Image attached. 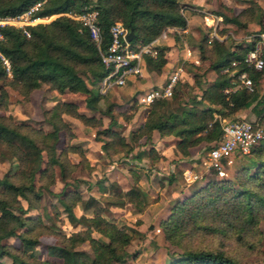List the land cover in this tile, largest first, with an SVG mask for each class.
<instances>
[{"label": "trees", "instance_id": "1", "mask_svg": "<svg viewBox=\"0 0 264 264\" xmlns=\"http://www.w3.org/2000/svg\"><path fill=\"white\" fill-rule=\"evenodd\" d=\"M35 1L0 0V14L18 13ZM88 5L98 10L97 20L102 34L99 44L80 21L65 15H59L46 24L29 25V36L14 25L2 27L0 51L9 61L10 73L0 58V104L6 99V85L28 97L43 82L48 89L59 93H84V105L92 112L87 114L80 110L72 99L57 98L43 110V118L50 125L46 131L24 121H10L0 114V150H9L11 164L16 166L12 172L7 171L0 176V258L9 256L11 264H113L123 261L129 254L126 244L131 234L125 227L97 209L89 215H77L73 211V205L81 199L76 190L61 191L59 199L70 223L81 228L69 234L50 229L56 233L57 241L47 245L46 256L37 262L30 261V253L25 249L39 242L34 230L40 217L28 213V210L38 206L41 187H48L44 181L36 183L35 174L39 173L40 180L46 173L53 175L56 169L61 177L67 176L70 163L67 150L56 152L60 133H71L64 113L80 118L85 124L97 126L102 124V118L94 112L100 111L110 118L107 125L95 129L94 138L100 141L102 150L126 154L133 149L125 135L112 127L118 122L113 114L115 104L108 101L101 107L98 100L105 96L98 85H94L111 69L100 58V51L110 41V24L120 21L127 31L131 28L133 35L128 43L135 49L152 41L163 30L184 28L187 24L181 0H44L40 12L78 11ZM254 11L250 4L238 13L222 14L225 22L251 34L247 41L224 48L217 37H210L207 33L201 35L196 43L201 62L194 64L190 60L199 71L192 74L193 82L187 89V98L174 88L170 97H158L148 103L144 121L131 130L133 140L141 136L150 139L153 132L172 135L175 149L187 155L189 147L201 141H206L209 149V142L219 140L222 123L238 118L245 107L251 105L259 118L264 116V63L256 69L245 60L246 52L259 39L258 34L264 32V21L260 15L255 16ZM170 34L176 44L180 34L184 33L174 30ZM153 48L155 53L141 52V71L160 72L168 61V45H153ZM232 61L236 63L231 65ZM226 66L229 70L223 71ZM242 70L251 78V88L244 85L232 88L238 82L237 73ZM15 137L28 143L39 155L45 151L48 156L45 166L34 164L28 167L29 157ZM76 147L71 143L69 148ZM245 156L247 164L241 165L232 178H206L172 203L168 213L159 221L165 239L179 247V254L167 264H249L218 246L195 241V237L201 235H233L244 240L258 233V223L264 219V138ZM124 194L130 199L144 196L136 185L125 189ZM68 197H73V200H67ZM96 201L90 195L83 199V207L88 208ZM91 230L97 231L101 237L93 235ZM11 236L17 237L23 247L7 242ZM85 241L92 254L78 248Z\"/></svg>", "mask_w": 264, "mask_h": 264}, {"label": "rangeland", "instance_id": "2", "mask_svg": "<svg viewBox=\"0 0 264 264\" xmlns=\"http://www.w3.org/2000/svg\"><path fill=\"white\" fill-rule=\"evenodd\" d=\"M183 1L184 5H197L192 0ZM230 2L232 3L230 6L218 3L223 14L238 13L243 7L251 4L255 8V16L260 15L264 21V0H230ZM214 6L216 7V4ZM213 23L215 22L210 25L200 24L193 32L180 34L176 43L177 48L181 49L184 46L183 42L186 41L189 46L196 49L195 53L199 58L196 43L203 33H207L210 37H217L221 40L224 48L247 41L251 37V34L244 32L241 27L225 22L223 17L220 21ZM159 44L161 43L154 45ZM152 46V53H155ZM200 62L198 59L197 62L193 61L192 63L199 64ZM179 64H182L184 71L175 88L178 94L187 98V89L193 82L192 74L198 72L199 69L190 63V58L180 59ZM129 77L126 78L124 84L120 85H103L102 80L94 85H98L105 96L104 99L98 100L101 107H104L108 101L115 104L113 114L118 122L112 127L122 132L126 140L131 143L133 149L130 152L124 154L122 151L105 152L102 150L100 141L94 138V133L96 128L107 125L110 118L100 111L94 112L96 116L102 118V124L97 126L85 124L80 118L71 114H63L69 122L71 133L68 131L65 134L60 133L56 141V152L66 148V155L70 163L66 178L61 177L56 169L53 175L46 173L40 180L38 179L39 173L35 174L36 183L44 181L48 187H41L38 206L28 210V213L40 217L34 230L38 235L39 242L33 247L25 248L30 253V261L37 262L45 257L47 245L57 241L56 233L51 232L50 229L69 234L81 228L80 225L75 226L70 223L59 199L61 191L76 190L81 197L72 207L77 215L81 213L89 215L94 209H97L107 218L125 227L131 234L130 241L126 244L129 251L128 256L123 261L113 264H167L173 256L179 254V247L165 239L159 221L168 213L175 199L188 194L206 178H232L241 165L247 164V156H244L226 165L223 172L218 174L208 166V162L205 160L208 150L206 141L189 147L188 154L182 155L175 149L172 135H159L157 132H153L150 139L141 136L133 140L130 137L131 130L144 121L148 105L136 100L142 89L134 84V75ZM89 85L93 84L89 83ZM5 89L7 95L0 104V114L10 121H24V123L42 131L50 129V125L43 118V110L51 106L57 98L72 99L80 110L92 114L84 105L85 94L82 92L59 93L48 89L47 84L43 82L34 88L28 97L23 96L17 89L9 85H6ZM243 112H245L243 117L252 120L262 129V138H264V116L259 118L251 105L245 107ZM15 141L27 153L28 167L34 164L45 166L48 160L45 151L39 155L19 137H15ZM71 143L77 147L69 148ZM213 143V141L209 142L210 145ZM9 155V150L5 148L0 150V176L7 171L12 172L16 169V166H12ZM186 159L191 164H185ZM187 169L191 171V175L196 173L198 176L196 178L188 177L189 175L184 174ZM252 169L253 167H251ZM133 185L141 189L144 196H134L130 199L129 195L124 194V190ZM90 195L94 196L97 201L88 208H84L82 201ZM72 198L68 197L67 200L71 201ZM91 233L101 237L95 230H91ZM8 241L15 247H23L15 236L9 237ZM195 241L218 246L249 264H264V219L258 223V233L244 240L233 235L213 234L195 237ZM78 248L92 254L91 247L86 241L79 244ZM0 261L2 264L12 263V259L7 255L2 256Z\"/></svg>", "mask_w": 264, "mask_h": 264}, {"label": "built area", "instance_id": "3", "mask_svg": "<svg viewBox=\"0 0 264 264\" xmlns=\"http://www.w3.org/2000/svg\"><path fill=\"white\" fill-rule=\"evenodd\" d=\"M43 1L37 0L15 14H0V39L3 37L2 27L7 24L21 28L29 36V25L46 24L59 15H65L70 19L80 21L87 28L90 37L99 44L102 34L97 20V8L88 5L78 11L58 10L41 13L40 9ZM126 33L127 30L120 21H115L109 26L110 41L106 48L100 51L102 63L111 67L110 71L102 79L103 85L124 84L126 78L130 75H140L141 52H153L149 43L142 45L139 49L131 47L125 37ZM258 35L259 39L245 54V60L256 69H260L264 63V33L261 32ZM0 58L5 70L10 73L9 61L1 51ZM235 63V61H232L231 65ZM228 70L229 66L223 69V71ZM183 71L182 64L178 63L172 68L163 82L148 90L139 92L137 95L138 102L148 104L158 97H170ZM237 80L238 82L232 88H236L238 85L251 88V78L245 70L237 73ZM225 90H228V88ZM221 128L222 133L219 140L211 145L205 156L208 166L218 174L223 172L226 165L250 153L251 148L263 137L262 129L255 122L243 116H239L229 122H223ZM184 174L189 175L188 177L191 178L198 176L196 173L191 175L189 169L185 170Z\"/></svg>", "mask_w": 264, "mask_h": 264}, {"label": "crops", "instance_id": "4", "mask_svg": "<svg viewBox=\"0 0 264 264\" xmlns=\"http://www.w3.org/2000/svg\"><path fill=\"white\" fill-rule=\"evenodd\" d=\"M192 2L197 5H184L182 8V11L187 19L186 27L184 28L172 27L163 30L157 37H155L152 41L149 42V44L152 45L156 43L168 45V50L166 54L168 57V61L163 66L160 72L144 69L143 71H141L140 75L136 74V76H138L139 79L136 80L134 78L133 81L134 84L138 86V88L143 89L163 82L169 71H171L172 68H174L179 63L180 59L184 60L190 58V60H193L194 62L198 61L199 58L195 53L196 49L189 46L186 43V41L183 42L184 46L181 49H178L176 44L174 43L175 41L171 36L170 32L174 30L183 33L189 31L193 32V30L198 25L200 26V24L210 25L212 24V22L216 23L217 21H220L222 19V14H223V11H220L219 9L218 3H223L224 5H228V6L232 5L230 0H196V1L192 0ZM214 4H216V7L214 6ZM152 45L149 46L151 47ZM244 113L245 112H242L240 115L244 116ZM190 152H192L191 149ZM191 156H193V154H191ZM185 164L188 165L191 163L187 160L185 161Z\"/></svg>", "mask_w": 264, "mask_h": 264}, {"label": "water", "instance_id": "5", "mask_svg": "<svg viewBox=\"0 0 264 264\" xmlns=\"http://www.w3.org/2000/svg\"><path fill=\"white\" fill-rule=\"evenodd\" d=\"M132 35H133V30L130 28V29L127 31L125 37H126L127 40H129V39L131 38Z\"/></svg>", "mask_w": 264, "mask_h": 264}]
</instances>
